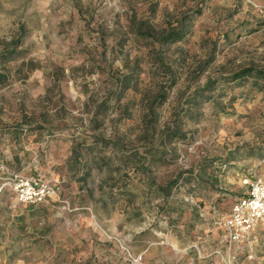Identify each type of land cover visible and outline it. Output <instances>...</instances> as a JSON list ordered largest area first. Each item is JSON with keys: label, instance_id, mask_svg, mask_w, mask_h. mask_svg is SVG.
I'll list each match as a JSON object with an SVG mask.
<instances>
[{"label": "rangeland", "instance_id": "374dc122", "mask_svg": "<svg viewBox=\"0 0 264 264\" xmlns=\"http://www.w3.org/2000/svg\"><path fill=\"white\" fill-rule=\"evenodd\" d=\"M263 167L264 0H0V264H264L223 227Z\"/></svg>", "mask_w": 264, "mask_h": 264}, {"label": "built area", "instance_id": "2783aa9c", "mask_svg": "<svg viewBox=\"0 0 264 264\" xmlns=\"http://www.w3.org/2000/svg\"><path fill=\"white\" fill-rule=\"evenodd\" d=\"M16 202L36 205L58 197L59 176L53 184L40 177L13 175L8 183ZM244 195L232 203L229 213L223 218V227L230 243H239L264 223V167L262 175L253 173L242 180ZM137 257L135 261H139Z\"/></svg>", "mask_w": 264, "mask_h": 264}, {"label": "trees", "instance_id": "16d2710c", "mask_svg": "<svg viewBox=\"0 0 264 264\" xmlns=\"http://www.w3.org/2000/svg\"><path fill=\"white\" fill-rule=\"evenodd\" d=\"M189 30H190V25L185 26L183 24H180L179 27L177 28H172V29L157 33L156 42L159 45L174 44L176 42L183 40L185 36L189 33ZM125 69H127L128 72L125 74H122L116 80V85L117 86L119 85V87L121 88V95L133 88L132 79L134 78L135 80H137V77L139 74L137 73V66L133 68L126 67ZM251 73H252V70L250 68H245L239 72H236L234 75H232L231 81H238V80L246 79L251 76ZM214 84L215 83L207 82L205 84V88L212 87L214 86ZM120 97L118 99H120ZM164 99L165 98H162V101H164ZM173 127L174 128H172L173 129L172 135H174L177 132V126L174 124ZM151 130L152 128L149 127L147 131L150 132ZM242 195H244V192L242 193Z\"/></svg>", "mask_w": 264, "mask_h": 264}]
</instances>
